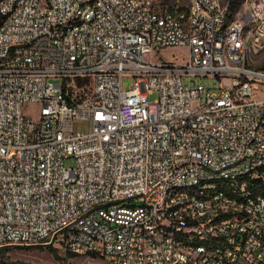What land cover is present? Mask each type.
I'll list each match as a JSON object with an SVG mask.
<instances>
[{
	"label": "built area",
	"instance_id": "built-area-1",
	"mask_svg": "<svg viewBox=\"0 0 264 264\" xmlns=\"http://www.w3.org/2000/svg\"><path fill=\"white\" fill-rule=\"evenodd\" d=\"M175 3L166 16L149 0H0V250L58 244L109 264H264V198L232 203L264 181V0L244 3L241 17L207 0ZM170 47L187 54L162 59ZM234 79L241 91L228 93ZM246 165L254 172L237 185ZM221 175L231 198L171 192ZM177 228L219 238L218 250L178 251Z\"/></svg>",
	"mask_w": 264,
	"mask_h": 264
},
{
	"label": "bare ground",
	"instance_id": "bare-ground-1",
	"mask_svg": "<svg viewBox=\"0 0 264 264\" xmlns=\"http://www.w3.org/2000/svg\"><path fill=\"white\" fill-rule=\"evenodd\" d=\"M176 1V0H174ZM210 4H220L217 0H207ZM248 3L249 0H245ZM169 4V3H168ZM166 8V16H173L177 13V3L167 5L163 0H149V7ZM175 7L176 11L171 12L170 7ZM140 9H148V2H140ZM223 9H228L223 6ZM230 16V11L228 9ZM241 91V79H234L233 84L228 85V93H238ZM262 170H264V159L262 160ZM254 165H246V174L236 176L237 185H248V174H253ZM230 175L221 176H204L203 181H181L171 185L172 193H182L184 190L194 198L207 200L211 198V194L224 195V198H231L232 186ZM264 198V181H253L251 187L246 188L245 192L240 194H232V203H246L248 197ZM171 206L170 194L160 195V207L169 209ZM219 206H210V214H218ZM231 218H239L240 210H230ZM172 221L182 222V214H172ZM229 215H219L218 223H228ZM145 236L149 240H157V230L154 228L145 229ZM175 237L177 238V250L185 251V246H205L209 250H218L219 238H207V236H195L193 238V229L177 228L175 229ZM199 264H209L206 261H199Z\"/></svg>",
	"mask_w": 264,
	"mask_h": 264
},
{
	"label": "rangeland",
	"instance_id": "rangeland-1",
	"mask_svg": "<svg viewBox=\"0 0 264 264\" xmlns=\"http://www.w3.org/2000/svg\"><path fill=\"white\" fill-rule=\"evenodd\" d=\"M167 5L174 4V0H163ZM223 6H227L230 11V5L232 0H217ZM236 4L234 5L232 11H230L231 16L241 17V11L243 10V4L246 3L245 0H235ZM169 3V4H168ZM170 7L171 12H175V7ZM187 54L186 48L180 47H170L164 51L159 52L164 60H173L175 57H185ZM259 59H264V54H262ZM260 63H257L259 66ZM194 80L205 83L206 85L209 82L203 78H193ZM55 82H59L60 79H53ZM190 79H185V83H189ZM133 83V78H125L123 82V87L127 89ZM156 94L151 95V100L156 98ZM27 111H30L32 116H35L37 110L36 105L31 104L27 106ZM66 164H72L71 159L65 161ZM51 246L55 247L53 244ZM58 247V246H57ZM0 261L6 262L8 264H109L104 259L100 257H92L91 255H74L70 251L63 247H58V252L55 253L51 250L50 245H39L31 246L27 249H21L17 247H8L7 249L0 250Z\"/></svg>",
	"mask_w": 264,
	"mask_h": 264
},
{
	"label": "trees",
	"instance_id": "trees-1",
	"mask_svg": "<svg viewBox=\"0 0 264 264\" xmlns=\"http://www.w3.org/2000/svg\"><path fill=\"white\" fill-rule=\"evenodd\" d=\"M236 4V1L235 0H232L231 1V5H230V11H232V9H233V7H234V5ZM231 14L232 13H230V16H231ZM55 247H53V246H51L50 245V248H51V250L53 251V252H55V253H57L58 252V247H61L60 245H58V244H53ZM37 246H39V245H37ZM58 246V247H57ZM31 246H17V248H21V249H27V248H30ZM4 249H7V248H4ZM71 254H74V255H77V254H75V253H72L71 252ZM92 257H97L96 255H91ZM0 264H8V263H6V262H3V261H0Z\"/></svg>",
	"mask_w": 264,
	"mask_h": 264
}]
</instances>
